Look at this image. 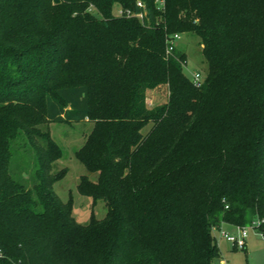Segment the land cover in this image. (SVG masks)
<instances>
[{
  "label": "trees",
  "instance_id": "1",
  "mask_svg": "<svg viewBox=\"0 0 264 264\" xmlns=\"http://www.w3.org/2000/svg\"><path fill=\"white\" fill-rule=\"evenodd\" d=\"M137 1L0 0V264H213L223 224L264 235V0H167L163 16L141 0L150 25L113 14ZM177 33L201 39L200 87L166 53ZM87 120L76 158L97 180L78 191L108 213L84 226L55 191L49 125Z\"/></svg>",
  "mask_w": 264,
  "mask_h": 264
},
{
  "label": "rangeland",
  "instance_id": "2",
  "mask_svg": "<svg viewBox=\"0 0 264 264\" xmlns=\"http://www.w3.org/2000/svg\"><path fill=\"white\" fill-rule=\"evenodd\" d=\"M179 34V33H177ZM180 40L177 44V50L185 53L186 64H184V73L192 81L195 74L204 76L208 71L206 60L204 59L201 39L191 34H179ZM168 88L163 86L147 94V103L150 107L163 105L168 99ZM94 127L93 122L87 120L81 123L66 124L53 123L49 125L51 136L62 150V157L53 166V173H63L64 176L56 183L55 191L63 202L73 199V216L81 225H89L92 218L103 220L108 213L107 205L104 201L95 202L91 197L83 196L78 191V185L81 177L87 176L91 181L97 180V174L89 173L84 165L76 158V153L85 144L86 138L90 135ZM149 125L143 130L146 135L151 129ZM27 144V146H26ZM34 153L31 145L24 135H21L13 144L12 170H15L20 178L22 169L29 170L33 164ZM32 167V166H31ZM32 170V169H30ZM221 231H226L231 235L238 236L239 229L235 227L220 228L215 231L217 243L222 253H237L239 257L245 259V252L234 249L232 244L228 243L221 235ZM249 238L248 244V264H264V239L257 234L252 227H247ZM236 252H233V250Z\"/></svg>",
  "mask_w": 264,
  "mask_h": 264
},
{
  "label": "built area",
  "instance_id": "3",
  "mask_svg": "<svg viewBox=\"0 0 264 264\" xmlns=\"http://www.w3.org/2000/svg\"><path fill=\"white\" fill-rule=\"evenodd\" d=\"M136 7L139 9L138 12L132 10V9H125L121 6H116L113 10V14L116 17L120 18H136L138 19L141 23H148L150 25V19H149V13L147 10V5L145 2L138 0L136 2ZM155 8L158 14L163 16L166 13L167 10V0H155ZM89 11L92 14H97V11L91 7ZM160 19H157L156 24H158ZM180 40L179 34H173V35H167L166 37V43H167V50L166 53L169 55L170 53L174 52L175 49L177 48V44ZM193 84L196 87H200L202 84V76L201 74L197 73L194 75L192 79ZM259 226V221H255L252 225L248 227H252L254 231H256L257 234H260L263 239L264 235L259 232L258 229ZM239 229V235L234 236L229 234L226 231H221V235L226 239L227 242L232 244V246L237 249V250H245L247 246V239L249 236V233L247 231V227H237ZM6 259V255L3 251V249L0 247V260Z\"/></svg>",
  "mask_w": 264,
  "mask_h": 264
},
{
  "label": "crops",
  "instance_id": "4",
  "mask_svg": "<svg viewBox=\"0 0 264 264\" xmlns=\"http://www.w3.org/2000/svg\"><path fill=\"white\" fill-rule=\"evenodd\" d=\"M223 227L224 228H229V227H234V226L223 224L221 226V228H223ZM235 228H237V227H235ZM248 238H249V236H248ZM248 248L249 247H248V244H247L246 249L243 250L245 252V259H243V257L242 258L239 257L237 253H231V254L226 253V254H224V253H222V251L220 249L221 256H220V258L216 259L213 262V264H248V253H249V249ZM234 249H232L233 252H236V251H234Z\"/></svg>",
  "mask_w": 264,
  "mask_h": 264
},
{
  "label": "water",
  "instance_id": "5",
  "mask_svg": "<svg viewBox=\"0 0 264 264\" xmlns=\"http://www.w3.org/2000/svg\"><path fill=\"white\" fill-rule=\"evenodd\" d=\"M54 3L55 4H59L60 3V0H54Z\"/></svg>",
  "mask_w": 264,
  "mask_h": 264
}]
</instances>
